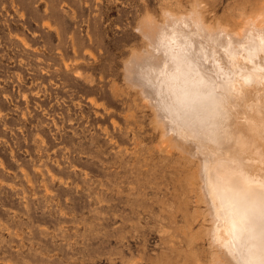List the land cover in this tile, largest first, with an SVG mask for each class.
Returning <instances> with one entry per match:
<instances>
[{"label": "rangeland", "instance_id": "rangeland-1", "mask_svg": "<svg viewBox=\"0 0 264 264\" xmlns=\"http://www.w3.org/2000/svg\"><path fill=\"white\" fill-rule=\"evenodd\" d=\"M261 1L0 0V264H217L195 162L125 64L148 16L234 28ZM118 150L139 168L110 167Z\"/></svg>", "mask_w": 264, "mask_h": 264}, {"label": "bare ground", "instance_id": "bare-ground-1", "mask_svg": "<svg viewBox=\"0 0 264 264\" xmlns=\"http://www.w3.org/2000/svg\"><path fill=\"white\" fill-rule=\"evenodd\" d=\"M251 10L239 12L234 28L224 21L214 27L197 8L167 11L164 22L152 14L141 25L148 46L125 64V79L150 105L161 140L195 162L217 264L264 261V3ZM126 152L118 150L110 167L139 168ZM47 174L55 179L48 167Z\"/></svg>", "mask_w": 264, "mask_h": 264}, {"label": "snow or ice", "instance_id": "snow-or-ice-1", "mask_svg": "<svg viewBox=\"0 0 264 264\" xmlns=\"http://www.w3.org/2000/svg\"><path fill=\"white\" fill-rule=\"evenodd\" d=\"M261 215L264 216V209L261 210ZM262 233H264V227H262ZM261 264H264V261H262Z\"/></svg>", "mask_w": 264, "mask_h": 264}]
</instances>
